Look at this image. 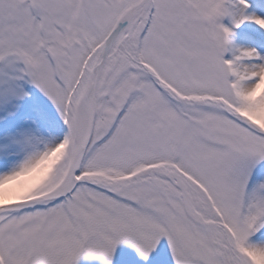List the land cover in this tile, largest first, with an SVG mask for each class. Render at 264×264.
<instances>
[{
    "label": "rangeland",
    "instance_id": "374dc122",
    "mask_svg": "<svg viewBox=\"0 0 264 264\" xmlns=\"http://www.w3.org/2000/svg\"><path fill=\"white\" fill-rule=\"evenodd\" d=\"M8 1L11 0H0V45L3 48L1 51L11 49L16 44L20 49L32 51L37 44L34 40L36 36L32 33L39 34V30L36 28L31 35L12 33L5 23L4 4ZM25 1L31 8L49 6V0H45L43 5L40 3L41 0ZM79 1L64 0L61 3L60 0L57 4L58 8L54 10L56 39L63 45L72 39L71 31L67 28L69 27L67 20L72 14L78 13L76 4ZM132 1L124 0V4ZM170 1L174 0H156L157 8L151 36L149 43L144 44L141 54L138 53L137 40L140 26L125 42V47L118 52L117 59L124 58V54L129 53L134 54L135 60L138 54L139 62L148 66L152 77L147 76L146 73L142 74L141 67H132L127 72V68L131 65L129 58L125 62L123 60L124 63H118L115 74L107 82L105 93L101 95L103 99L99 104L97 127L89 151L95 149L98 138L104 129L111 125V118L119 105L120 110L127 114V118L125 117L127 121L116 124L122 130L119 134L112 130L102 137L99 145L106 147L95 152L92 155L95 158L92 160L88 155L89 160L79 173L82 177L90 176L101 182L110 183V187L118 189L119 193L130 199H133L131 194L134 192L142 195L143 198L133 199L137 206H122L114 198L81 185L73 194L72 206L64 201L56 207L36 213H25L22 217L1 219L0 216V255L4 254L10 260V264H98L102 261L92 262L94 256L109 257L115 249H118L117 243L122 240V236L126 237H123L122 243L133 244V247H136L133 252L135 255L126 252L127 249H121L122 261L118 255L114 256L113 260L106 259L108 264H188L191 256H188L185 249L184 252L180 248L171 247L176 242L171 243V246L168 243L174 238L175 228L181 232L180 237L185 246L194 253L196 264H239L236 257L229 259L227 256L224 232L218 228L192 227L182 214L185 206L180 196L171 195L174 207L172 212L178 215L177 222L173 225L175 228H171L170 221L164 220L165 214L160 210L165 208L170 211L165 200L166 195L153 194L155 192L153 187L147 184L135 183L121 187V183L117 181L118 177L124 176L129 171L158 161L172 162V166L183 173L182 175H185L183 178L189 182L190 177L202 182V188L197 189L193 186L196 187L194 190L190 186L194 207L202 215H215L213 206L205 200L204 194L207 192L206 194L215 195L212 201H216L221 206L233 228H241L240 231L242 230L244 235L264 231V171L261 173L259 171L264 166L262 148L251 137H246L245 132L240 131L238 125L233 126L229 131L231 136L219 132L221 130L218 126H222L226 120L222 116H211V113H223L220 108L213 109L205 107L204 104L190 102L186 105V109L192 116L207 115V120H210H202L203 123L202 121L199 123V125L206 124L204 129L209 137H205L204 130L200 129L196 122L186 123L188 120L181 118L182 116L176 111L179 102H170L166 96V94L170 95L169 92L161 91L160 88L165 84L179 95L188 93L201 95L219 93L215 88L219 89L223 86L220 91L225 93L229 102L239 107L237 112L240 115L248 116L255 107L264 108V86L258 84L264 75V51L257 48V45L262 43L260 34L264 31L253 34L241 32L239 28H243L246 24L236 16L235 11L237 7L244 11L247 5L252 6L258 0H204L215 7L223 8L225 16L223 27L221 14L212 12L214 10L205 12V14L211 13L206 17L207 23L204 25L202 14L204 10L200 9V14H196L198 8L191 3L189 8L193 10H190L192 13L189 18L186 17L189 22L183 29L182 20L185 12L179 7L173 10L174 3ZM122 2L123 0H83L82 10L90 12L91 23L82 34L87 31L92 35L95 33L91 42L87 44L81 42L63 55L52 54L47 49V52H43L40 56L36 66L30 65L29 60L32 59L30 52L26 57L12 55L0 64V174L18 171L16 167L19 162H28L32 155L50 143L58 132L63 131L64 127L60 120L64 110L58 105L63 100L64 109H70L72 93L68 91L77 86L86 59L111 27L114 18L122 9L120 7ZM263 8L264 2L257 6L255 12L264 14ZM43 21L42 30H51L47 26L49 18ZM19 22L21 30H31L37 25V21H31L26 14L22 15ZM189 25H191V33L185 35L182 30L187 32ZM195 26H204V28L199 29ZM157 30H160L158 34L163 33L159 38ZM155 38L158 39V43ZM244 40L252 47L251 53L238 47ZM235 42L239 44L236 48H234ZM180 43L183 48L181 47L182 51L178 53ZM54 46L57 48L56 52H59L58 46ZM224 51L229 55L236 54V60L239 61H235V64L231 62L232 59H224L230 66L227 74L222 58ZM252 59H256V63H252ZM244 63L256 65L248 68L251 69V81L250 78L245 80L246 73L239 72ZM218 73L226 76L224 83L218 82L220 80ZM120 74H126L127 79L125 81L120 79ZM141 82L144 83L140 84L136 92L148 91L145 97L136 94L134 89ZM122 89L125 92L130 89L134 95L132 97L123 95L121 98L118 96V91ZM151 96H154V100L150 99ZM182 101L186 102L184 99ZM130 103H135L134 110L130 109ZM162 103L165 104L164 107H160ZM180 112L184 114L183 111ZM161 115L167 117L168 122H163ZM184 116L186 118V114ZM136 117L139 120L137 123H135ZM208 123H211L210 128L207 126ZM191 125L196 128L190 127ZM254 125L261 130V135H264L261 125ZM68 126L72 131V121H69ZM110 141L112 142L108 145ZM223 141L229 143L221 149L219 147ZM236 147L245 151L235 150ZM216 149L221 150L212 153L215 157L211 163H205L207 167L204 164H197V158L201 155V158H204L206 152L208 153L205 157H209V151ZM242 160L245 162L243 163ZM69 162L70 154L57 162L51 176L34 189V195L31 197L42 194L49 186L63 179L68 171ZM205 168H208L211 175L217 173L222 175L215 181L213 188L205 184ZM252 171L254 172L251 176L256 178L243 198L242 190L239 189L246 185V179ZM156 204L157 209L150 208ZM235 207L237 216L234 212ZM1 224L4 226L2 227ZM116 227L119 228V232H116ZM240 241L243 243L241 238ZM243 246L248 250L249 258H258L257 261L260 263L257 261L255 263L264 264V240L250 243L248 238ZM75 258L77 261L72 263ZM0 260L4 264L1 256Z\"/></svg>",
    "mask_w": 264,
    "mask_h": 264
},
{
    "label": "bare ground",
    "instance_id": "6f19581e",
    "mask_svg": "<svg viewBox=\"0 0 264 264\" xmlns=\"http://www.w3.org/2000/svg\"><path fill=\"white\" fill-rule=\"evenodd\" d=\"M140 1L141 0H135V3L138 4ZM259 3H262V1L258 0L256 4L250 7L247 6L248 9H246L245 11H243L242 9L238 7L235 10L237 13L236 16L239 17L241 20H244V23L247 24V28H249L248 30L253 29L255 26L264 23V14L259 13V12L254 13L255 10H253L251 13H246L248 12L249 9L257 7ZM146 6L147 5L145 4H143L142 6H138V8L134 11V13L130 16L129 20L127 21V24L124 26V28L122 29V31L120 32L119 36L117 37L115 41L117 47L124 48L123 46L124 42L123 43L121 42L124 41L125 36L131 33L133 29H136L138 25L141 23V21H145L146 19L150 17L151 9L146 10ZM238 47L247 50L249 53L252 52L251 51L252 49L247 47L246 45H243V46L239 45ZM98 56L99 54L96 53L91 57L90 61L88 62L82 74V78H81L80 87L82 90H85V92H87V99L82 105L80 119H79V123L77 127V135L82 140L85 139L88 134L90 115H91V109H92L91 94L89 92V87H88L89 77H90L92 67L98 59ZM237 56L242 57L241 55H237ZM235 58H236V55L234 57V60ZM116 63H117V58H116L115 52H113V54L110 55L99 68L98 82L100 83V91H103V89L105 88L106 81L108 77L111 75V73L113 72L116 66ZM242 65H243L242 69H240L239 72H241L242 74L246 73L247 75H249L248 78H251V73H250L251 69H248V68L255 67L256 65H246V64H242ZM76 99L77 97L73 95L71 99V103H70L71 108L74 106ZM263 110L264 108H262V106L255 107L253 110L250 111V117L258 120L264 127V120H262V118H264ZM70 144L71 143H70L69 131L58 132L57 136L53 138V140L49 143V146L46 148L47 150L45 152H44V149L41 150L39 152L40 156L38 155L36 157H32V159L34 158L33 159L34 161L31 159L30 162H28V164L31 163V165L33 166V164L37 160H39L40 158H43V162L40 165L41 167L37 171L31 172L30 171V169L32 168L31 165L29 166L28 164H26V162L20 163L19 165H21V167L25 169L26 168L29 169L30 172L26 174L27 176L21 175L20 178L18 177L17 180L9 182L7 185L0 186V206L9 205V208L22 207V205H24L25 202L31 198L32 193H34V189L40 186L42 181L43 180L45 181L51 175L52 171L54 170L55 164L58 161H61L62 159H64L65 156L69 153V151H71ZM154 171H155L154 168L150 166L148 167V169H146L145 172H154ZM161 171L162 173H164V171L166 170L163 169ZM166 173L167 172H165L164 174L167 178H170L171 180L175 181V183L181 189L185 190L186 192L188 191V186L185 187L186 183L178 173L176 172H170L167 174ZM6 175L7 174L0 175V182L1 181L4 182L5 179L9 177ZM87 181L88 179L81 178L82 183H87ZM52 203L53 202L48 201V202H43L40 204H34V205H29V206L25 205V206H27V209L32 210V209H35V208L37 209L43 206L47 207L48 205ZM187 203H188V207L190 209V213L192 214V216H194L196 221L202 222L203 220L202 217L197 214L192 203L190 201H188Z\"/></svg>",
    "mask_w": 264,
    "mask_h": 264
},
{
    "label": "water",
    "instance_id": "95a60500",
    "mask_svg": "<svg viewBox=\"0 0 264 264\" xmlns=\"http://www.w3.org/2000/svg\"><path fill=\"white\" fill-rule=\"evenodd\" d=\"M149 1H151V0H143L139 5L132 6L130 9H128L124 13V15L120 18L117 25L115 26V28L113 29V31L109 35V37L106 39V41L97 49V50H101V54H100V57H99L96 65H95V67L93 68V70L91 72V79H90V86H89V90L91 91L92 99H93L92 100L93 110H92V115H91L90 137L92 135V130H93V127L95 124V118H96V95H97V89H98L97 77H98L99 68L101 67L103 62L107 59L109 53L111 52L114 41H115L119 31L121 30V28L123 27V25L125 24L127 19L129 18V16L138 8V6L146 4V2H149ZM85 98H86V94L84 92H82L80 97H79L77 107L75 110V125L76 126L78 123L79 112H80V109H81V107L85 101ZM86 146H87V144H82L78 138L76 139V152H75L74 161H73V164L71 165L70 174H69L67 180L62 185V188L60 191L45 195L43 197L35 198L33 200L26 202L25 204H32V203H38V202H42V201H48V200L54 199V198L63 199L67 195L69 186L71 185L73 179L75 178V173H76L77 168L80 165V162L83 158V155H84L85 150H86Z\"/></svg>",
    "mask_w": 264,
    "mask_h": 264
}]
</instances>
